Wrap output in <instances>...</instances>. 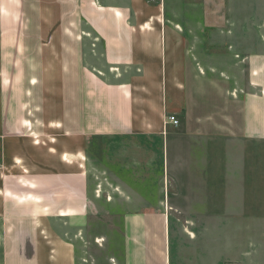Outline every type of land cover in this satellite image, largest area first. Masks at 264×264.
<instances>
[{"label":"crops","instance_id":"1","mask_svg":"<svg viewBox=\"0 0 264 264\" xmlns=\"http://www.w3.org/2000/svg\"><path fill=\"white\" fill-rule=\"evenodd\" d=\"M237 1L250 21L226 20L221 32H264V21H254L264 17V0ZM89 34L101 68L82 65L81 42ZM188 40L178 22L166 19L164 0H0V264H86L84 229L104 216L120 226L114 264H180L187 254L182 243L197 257L192 264H207L208 243L191 231L178 234V220L171 219L183 206L167 193L184 184L165 168L168 147L177 151L180 141L211 138L264 139V53L244 54L252 93L230 101L238 103L233 113L222 120L198 117L205 106L198 108L201 97L192 90L195 57ZM36 83L43 89L59 84V105L48 107L41 99L38 122L27 117ZM168 116L177 127L164 124ZM92 144L106 145L107 152L126 146L125 155L133 158L128 169L138 164L135 156H158L140 168L149 180L138 182V199L128 200L135 211H114L102 200L110 208L104 211L91 198L83 149ZM97 188L94 183V194ZM205 203L187 206L209 209Z\"/></svg>","mask_w":264,"mask_h":264},{"label":"rangeland","instance_id":"2","mask_svg":"<svg viewBox=\"0 0 264 264\" xmlns=\"http://www.w3.org/2000/svg\"><path fill=\"white\" fill-rule=\"evenodd\" d=\"M164 13L168 22L180 24L189 39L190 54L195 57L193 65L196 73L193 75L194 80H191L192 90L201 97L198 108L205 106L196 116L215 115L218 120L229 116L234 111L233 107L238 106V103L232 104L230 101H239L246 93H252L248 87V65L244 54L252 51L264 53V32H221L219 28L226 20L232 23L250 21L237 0H164ZM254 21L261 23L264 17L258 16ZM93 39L89 34L81 42L86 58L82 60V65L89 69H94V66L103 67L100 66L102 60H94V51L91 52ZM237 44L242 49L236 50ZM70 63L71 60H68L69 67ZM72 63L74 64V60ZM70 68L74 73V66ZM36 75L37 65L34 75L30 76L34 79L38 78ZM31 89L35 95V106L29 110L27 117L38 122L42 115L41 99L49 103L46 105L48 107L56 108L59 105V84L43 89L41 84L36 83ZM209 101L212 107L210 110L207 104ZM180 142L182 143L177 151L175 146L168 147L165 165L168 174L172 171L178 175L177 180H174L184 184L178 186L179 192L167 193L168 199L174 198L183 206L178 211L174 210L176 213L173 214L168 210L171 212V219L178 220V234L185 235L191 231L199 240L203 237L209 248L205 249L210 253L205 258L207 264H264V139L236 140L228 137L205 139L199 143ZM115 146L117 149L113 150L112 147L108 153L106 145H84L83 170L88 177L90 195L104 211L110 208L102 207V200L111 204L114 211H135L136 209L127 208L133 204L128 200L139 198L141 188L138 187V182L143 184L149 180L146 174H142V170H146L147 163L153 160L158 162V156H135L138 164L133 165L135 168L128 169L126 166H130L132 155H125L123 149L126 146ZM201 153L204 156H198ZM108 174L114 177L108 178L110 186L106 180ZM152 178L154 177L151 176L150 180ZM94 183L98 185L96 194L92 192ZM117 185L135 193L131 197L129 192L125 194L117 191L119 188L114 191L112 186ZM199 190L202 192H198ZM151 195L158 196V193ZM198 200L211 207L203 210L188 208L190 201ZM104 217L106 219L103 218L100 224H91L94 223V218L91 219L84 229L81 255L86 264H114L113 249L119 244L120 226L113 224V217ZM174 228L172 222L169 229L167 225L172 249L176 248ZM182 244L187 254L184 258L180 257V264H192L191 261L197 257L189 246ZM172 258L175 261L173 253Z\"/></svg>","mask_w":264,"mask_h":264},{"label":"built area","instance_id":"3","mask_svg":"<svg viewBox=\"0 0 264 264\" xmlns=\"http://www.w3.org/2000/svg\"><path fill=\"white\" fill-rule=\"evenodd\" d=\"M164 124H170V125H173L174 127H177L178 126V120L174 116H168V117H166ZM2 168H3V165H2V162L0 160V170H2Z\"/></svg>","mask_w":264,"mask_h":264}]
</instances>
